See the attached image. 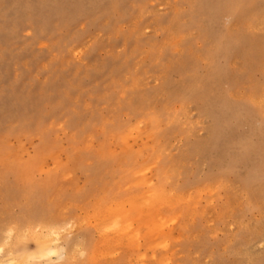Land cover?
Returning a JSON list of instances; mask_svg holds the SVG:
<instances>
[{
	"label": "rangeland",
	"instance_id": "obj_1",
	"mask_svg": "<svg viewBox=\"0 0 264 264\" xmlns=\"http://www.w3.org/2000/svg\"><path fill=\"white\" fill-rule=\"evenodd\" d=\"M263 101L264 0H0V264H264Z\"/></svg>",
	"mask_w": 264,
	"mask_h": 264
},
{
	"label": "bare ground",
	"instance_id": "obj_2",
	"mask_svg": "<svg viewBox=\"0 0 264 264\" xmlns=\"http://www.w3.org/2000/svg\"><path fill=\"white\" fill-rule=\"evenodd\" d=\"M100 1V0H99ZM264 102V101H263ZM182 118V117H181ZM178 123V122H177ZM169 146V145H168ZM170 150V149H169ZM165 152V151H164ZM157 158H158V156H157ZM171 163V162H170ZM175 165V164H174ZM176 167V166H175ZM47 168V167H46ZM178 172V171H177ZM165 173H167V172H165ZM167 176V175H166ZM149 178H150V176H149ZM152 178V177H151ZM148 180V179H147ZM175 181V180H174ZM147 185H148V183H147ZM146 185V187H148ZM203 186V185H202ZM145 187V188H146ZM172 187V186H171ZM149 188V187H148ZM163 188V187H162ZM170 188V187H169ZM217 188V187H216ZM149 191H150V188L148 189ZM147 190V191H148ZM153 190V198H151L152 199V207H151V209H150V207L149 206H147L146 207V209H148V211L147 212H141L140 210H139V214H141V213H143L144 215L146 214V216H147V214H148V212H151V210L153 211V209L155 208V206L157 205V203L158 202H162V201H164V199H165V195H166V193L164 194V189L163 190H161V188H159V187H156L155 189L153 188L152 189ZM206 190V189H205ZM212 190V189H211ZM171 191V190H170ZM199 192H201V190H198ZM202 191H204V190H202ZM213 191V190H212ZM196 192V191H195ZM187 193V192H186ZM197 193V192H196ZM212 193V192H211ZM139 195V194H138ZM150 195V194H149ZM177 195V194H176ZM186 195V194H185ZM191 195V194H190ZM193 196V195H192ZM137 197V196H136ZM146 197V196H145ZM167 197V196H166ZM173 197V196H172ZM190 197V196H189ZM180 198V197H179ZM137 199H140V198H137ZM147 199H148V197H147ZM181 199V198H180ZM179 199V200H180ZM186 199H188V198H186ZM190 199H192V198H190ZM199 199V198H198ZM197 198H196V200H198ZM144 201V200H143ZM149 201V200H148ZM167 202H173V201H171V199L170 200H166ZM74 202V201H73ZM165 202V201H164ZM125 203V202H124ZM134 203H135V206L137 207L138 206V204H140V207H141V203H143V202H139L138 203V201L137 200H135L134 201ZM196 203L197 202H195V204L194 205H196ZM144 204V203H143ZM169 204V203H168ZM186 204H188L187 202H186ZM116 205V204H115ZM182 205H183V203H182ZM118 206V205H117ZM121 206H123V204L121 205ZM124 206H125V204H124ZM134 206V207H135ZM145 206V205H144ZM174 206V205H173ZM113 208H114V206H112ZM116 207V206H115ZM120 207V206H119ZM136 207H135V209H136ZM149 207V208H148ZM182 207V206H181ZM121 208V207H120ZM112 209V208H111ZM115 209V208H114ZM116 209H119V208H116ZM191 209V208H190ZM66 210V209H65ZM132 210V209H131ZM131 210H129V211H131ZM138 210V209H137ZM145 210V209H144ZM150 210V211H149ZM155 210V209H154ZM58 211H59V209H58ZM104 211V210H103ZM102 211V212H103ZM113 211V210H112ZM158 211V210H157ZM115 212V211H114ZM113 212V213H114ZM119 212H121V210L119 211ZM118 212V213H119ZM125 212H127V211H123L122 213H124V218L126 217L125 216ZM132 212V211H131ZM141 212V213H140ZM188 212H190V211H188ZM106 213V212H105ZM117 213V215H119ZM133 213V212H132ZM135 213V212H134ZM158 213V212H157ZM197 213V212H196ZM180 214V213H179ZM178 214V215H179ZM186 214V213H185ZM113 215V214H112ZM127 215V214H126ZM134 215V214H133ZM155 215H156V213H155ZM140 216V215H139ZM142 216V215H141ZM176 216V215H175ZM60 217V216H59ZM120 217L121 218H123L122 216H121V214H120ZM127 217H128V215H127ZM126 217V218H127ZM130 217H131V215H130ZM143 217V216H142ZM118 218V217H117ZM117 218H115V219H117ZM134 218H135V216H134ZM140 218V217H139ZM163 218V217H162ZM67 219V218H66ZM157 219V218H156ZM63 220V219H62ZM62 220H61V222H62ZM76 220H78V219H76ZM84 220V219H83ZM68 221H70V220H68ZM136 221V220H135ZM158 221V220H157ZM160 221V220H159ZM53 222V221H52ZM76 222V221H75ZM74 222V223H75ZM111 222V221H110ZM148 222H152V221H148ZM49 223H51L50 222V219H49V222L47 223V224H49ZM56 223V222H55ZM55 223H52V224H55ZM79 223H81V221L79 222ZM117 223V222H116ZM167 224L168 222H164V224ZM1 224V223H0ZM46 224V223H45ZM70 224V223H69ZM76 224H78V223H76ZM111 224V223H110ZM152 224V223H151ZM159 224V223H158ZM165 224V225H166ZM40 225H42V223L40 224ZM56 225V224H55ZM59 225V224H58ZM83 225V224H82ZM154 225V224H153ZM164 225V226H165ZM51 226V225H50ZM66 226V225H65ZM73 226V225H72ZM106 226H108V225H106ZM123 226V225H122ZM155 226H156V224H155ZM24 227V226H23ZM42 227V226H41ZM48 227V226H47ZM60 227V226H59ZM137 227V226H136ZM135 227V228H136ZM161 227H162V225H161ZM25 228V227H24ZM50 228V227H49ZM49 228H47L48 230H49ZM53 228H54V225H53ZM58 228V227H57ZM73 228H74V226H73ZM120 228V227H119ZM125 228V227H124ZM154 228V227H153ZM153 228H151L149 231L151 232V230H154ZM43 229V228H42ZM54 229H56V228H54ZM106 229H108V227L106 228ZM118 229V228H117ZM127 229V228H126ZM137 229V228H136ZM159 229V228H158ZM35 230V229H34ZM48 230H47V232H48ZM119 230V229H118ZM121 230V229H120ZM145 230V229H144ZM164 230V229H163ZM8 231H10V230H8ZM32 231V230H31ZM14 232V231H13ZM26 232V231H25ZM27 232H29V231H27ZM41 233H44L43 235H42V237L40 236H36L37 238H38V244H39V248H40V252H41V255L42 256H44V257H47V258H49V257H52L54 254H56L57 252H58V250H59V233L60 232H58L57 230H52V233L55 235V237H50L48 234H46L44 231L42 232V231H40ZM50 232H51V230H50ZM117 232V231H116ZM122 232V231H121ZM134 232V231H133ZM160 232V231H159ZM39 232H37V234H38ZM40 233V234H41ZM178 233H179V231H178ZM156 234H158L157 232H156ZM9 235V234H8ZM34 235V234H33ZM51 235V234H50ZM120 235V234H119ZM142 235V234H141ZM140 235V236H141ZM159 235V234H158ZM157 235V236H158ZM18 236V235H17ZM23 236V235H22ZM21 236V237H22ZM28 236V235H27ZM31 236V235H30ZM29 236V237H30ZM61 236V235H60ZM78 236V235H77ZM129 236H131V235H129ZM177 236H179V235H177ZM116 237V236H115ZM127 237V236H126ZM7 238V237H6ZM16 238V237H15ZM25 238H27V237H25ZM120 238V237H119ZM263 238H264V236H263ZM35 239V238H34ZM77 239V238H76ZM78 239H80L79 237H78ZM152 239H154V238H152ZM178 239H179V237H178ZM18 240V239H17ZM155 240H156V237H155ZM154 240V241H155ZM8 241V240H7ZM19 241V240H18ZM128 241V240H127ZM136 241H138L137 239H136ZM11 242V241H10ZM76 242V241H75ZM162 242V241H161ZM6 243H8V242H6ZM78 243V242H77ZM77 243H75V246L77 245L78 246V244ZM16 244H17V241H16ZM16 244H14V246H16ZM36 244V243H35ZM0 245H3V242L2 243H0ZM65 245V244H64ZM74 244L72 243V246H73ZM153 245H154V242H153ZM251 245V244H250ZM66 246V245H65ZM72 246H71V248H72ZM80 246V245H79ZM81 246H83V245H81ZM168 247V246H167ZM248 247V246H247ZM74 248V247H73ZM83 248V247H82ZM82 248H81V250H82ZM154 248V247H153ZM157 248V247H156ZM177 248V247H176ZM241 248V247H240ZM3 249V246H0V251ZM5 249V248H4ZM3 249V250H4ZM11 249V248H10ZM66 249V248H65ZM18 250H19V248H18ZM77 250V249H76ZM246 250H248V249H246ZM11 251H12V249H11ZM17 251V250H16ZM70 251V250H69ZM136 251V250H135ZM250 251V250H249ZM19 252H21V250L19 251ZM72 252V251H71ZM70 252V253H71ZM137 252V251H136ZM11 253H15L14 251L13 252H11ZM75 252H73V254H74ZM84 253V252H83ZM244 253H245V251H244ZM247 253V252H246ZM252 253V252H251ZM250 253V254H251ZM257 253V252H256ZM77 254V253H76ZM97 254H98V252H97ZM101 254V253H100ZM167 254V253H166ZM12 255V254H11ZM20 255H21V253H20ZM27 255H30V254H27ZM67 255V254H66ZM79 255V254H78ZM77 255V256H78ZM3 256V255H2ZM6 256V255H5ZM14 255H12V257H13ZM72 257H73V255H71ZM71 256H69V257H71ZM136 256V255H135ZM252 256V255H251ZM256 256V255H255ZM0 257H1V255H0ZM27 257V256H26ZM71 257V258H72ZM74 257H76V256H74ZM73 257V258H74ZM172 258H173V256H171ZM249 257H250V255H249ZM15 258H16V256H15ZM18 258V257H17ZM21 258V257H20ZM37 258V257H36ZM67 258H68V255H67ZM66 258V259H67ZM252 258V257H251ZM9 259V258H8ZM7 259V260H8ZM28 259V258H27ZM247 259H249V260H251L250 258H247ZM253 259V258H252ZM10 260V259H9ZM26 261V258L24 259V258H21V259H15V261H13L14 262V264H22L24 261ZM29 260V259H28ZM55 260V259H54ZM53 260V261H54ZM56 260H58L57 258H56ZM68 260V259H67ZM66 260V261H67ZM93 260V259H92ZM46 261H48V260H46ZM1 262V261H0ZM8 262V261H7ZM28 262H30V261H27L26 263H28ZM43 262V261H42ZM49 262V261H48ZM52 262V261H51ZM79 262V261H78ZM96 262V261H95ZM145 262V261H144ZM244 262H246V261H244ZM25 263V264H26ZM143 263V262H142ZM5 264V263H4ZM11 264V263H10ZM29 264V263H28ZM56 264V263H55ZM60 264V263H59ZM62 264V263H61ZM64 264V263H63ZM68 264V263H67ZM74 264V263H73ZM78 264V263H77Z\"/></svg>",
	"mask_w": 264,
	"mask_h": 264
}]
</instances>
